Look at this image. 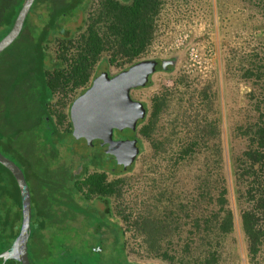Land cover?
I'll return each instance as SVG.
<instances>
[{"label":"rangeland","instance_id":"obj_1","mask_svg":"<svg viewBox=\"0 0 264 264\" xmlns=\"http://www.w3.org/2000/svg\"><path fill=\"white\" fill-rule=\"evenodd\" d=\"M97 9L98 0H88L84 12L76 11L70 15L69 19L62 21L63 26L72 30L81 23L83 16L88 17ZM263 16L264 0H161L155 16L153 39L140 59L174 58L175 61L169 70L159 68L151 74L150 82L134 88L132 96L149 105L152 96L167 92L166 107L151 135L165 143L161 149L155 150L148 139L143 140V146L131 165L111 176H121L123 182L120 195L110 198L119 221L122 214L129 213L131 219L138 215H167L171 230L161 244L169 249L174 259L155 256L146 247L141 234L126 230L124 242L128 259L145 264H207L204 261L207 252L215 248L218 253L216 264H250L239 224L230 156L231 151L238 152L243 148V139L232 133L234 127L246 119V96L251 88V83L242 76V65L246 62L244 56L246 58L250 51L264 49ZM34 17L35 21L41 22V17ZM57 48V41L49 42L51 52L56 53ZM117 70V66L108 67L111 74ZM72 91L66 98L54 94L50 105L66 111L69 100L77 93ZM204 91L208 97L204 96ZM61 101H65L62 106ZM208 121L218 129V134L208 136L199 143L201 145L194 147L190 155L179 157L180 148L192 139L194 129L197 126L198 129L204 128L203 123ZM66 122L64 118L61 125L65 127ZM60 133L65 143L59 147L60 155L70 156L76 160V165L81 163L82 154L87 153L84 159L92 161L93 153L99 150L67 132ZM57 138V135L48 139L46 135L41 136V140L52 147ZM17 142L13 141L11 146H16ZM217 142L219 150L216 151ZM22 143L26 152L29 144L25 140ZM8 153L13 154L11 148ZM218 157L222 160L219 164L222 168L217 167ZM88 169L93 166L89 165ZM218 170L226 178L234 225L229 235L215 239L211 238L212 232L204 233L194 226L197 205L193 200L185 202L197 191L203 175L214 177ZM64 176L67 180L61 183L67 185L69 176ZM97 204L102 206L99 201ZM172 209L175 214L170 212ZM84 216L87 221L80 227H52L51 230L56 231L51 234L55 235L52 244L58 251L57 264H97L93 260L96 254L89 252L88 245L99 246L100 238L95 236L97 234L91 227V232L86 231L85 227L93 228L94 224L90 225V217L85 213ZM112 240L111 236L109 242ZM62 249L66 254L60 251ZM114 255L117 256L104 254L100 264H113Z\"/></svg>","mask_w":264,"mask_h":264},{"label":"trees","instance_id":"obj_2","mask_svg":"<svg viewBox=\"0 0 264 264\" xmlns=\"http://www.w3.org/2000/svg\"><path fill=\"white\" fill-rule=\"evenodd\" d=\"M22 1L0 0V39L10 29ZM87 3L88 0H34L31 10L38 11L42 7L54 11V16L40 18L42 20L39 22L29 14L16 39L0 52V139H7L10 146L13 141L23 139L29 148L42 135H46L47 139L57 135V140L63 141L56 126L53 131L47 126L48 122L50 124L53 121L48 105L55 85H70L69 89L75 90L88 85L101 66L107 71L110 65L117 66L118 70L124 69L139 60L152 41L155 16L161 0H99L96 12L88 17L83 16L81 23L74 29L64 27L62 21L69 19L76 11L84 12ZM51 41L58 42L56 53L48 49ZM245 59L242 76L251 83L246 96L247 115L232 131L234 136L242 138L244 142L238 152L231 151L230 163L239 206V224L249 262L264 264V49L250 51L246 58L244 56ZM166 94H155L149 105L143 102L146 115L138 120L134 129L139 149L145 139L150 141L155 150L161 149L165 143L151 135L166 107ZM203 94L209 96L205 91ZM65 116L64 111L59 112L57 121L62 122ZM197 127L192 139L180 148L179 157L190 155L196 145H201L199 143L207 140L208 136L218 134V129L210 121L203 123L204 128ZM218 145L217 142L216 151L219 150ZM104 158L99 150L93 153L92 161L85 160L83 156L78 164L83 167L71 165L67 170L74 172L78 169L79 172L89 173L70 174L67 185L58 183L56 187L83 189L81 193L87 201L78 209L90 217L88 221L91 223H88L94 224L99 234L113 237L108 247L119 253L120 264H145L127 258L124 242L126 230L141 234L146 247L155 256L173 260V254L161 244L171 230L167 215H138L131 219L129 213L122 214L120 221L116 219L110 197L120 195L123 177L107 180ZM221 162L218 157V168H222L219 165ZM89 165L93 169H88ZM92 197L97 200L92 201ZM191 200L197 205L193 223L198 230L212 232L211 238L215 239L231 233L234 215L229 206L226 178L221 171L218 170L214 177L203 175L197 191L185 203ZM96 201L102 206L99 207ZM72 203L77 204L74 200ZM170 212L176 213L173 209ZM103 226L106 229L101 231ZM40 228L31 226V236ZM8 229L13 237L19 227ZM217 254V249H209L204 258L205 263L216 264Z\"/></svg>","mask_w":264,"mask_h":264},{"label":"flooded vegetation","instance_id":"obj_3","mask_svg":"<svg viewBox=\"0 0 264 264\" xmlns=\"http://www.w3.org/2000/svg\"><path fill=\"white\" fill-rule=\"evenodd\" d=\"M22 3L17 8L14 17H16L17 12L20 9ZM32 7L33 3L26 17L29 14H31V16L33 17L34 15H36V17L39 18H51L54 16V11H49L47 9H43L42 11H33L31 10ZM54 62H57L58 64L61 63V61H53V63ZM60 70H62V68H60ZM93 77L94 76H92L88 85H82L75 89L77 91L75 97L82 93L91 84ZM69 88L70 85L63 87L61 86V84H57L53 88L52 94H59L61 97L66 98L68 93L72 91V89ZM133 89L134 88L130 90V95L132 98H134L132 96ZM52 98L49 101L48 112L53 115V112L55 111L56 115L53 116V124H49L48 122L47 126L49 128H52V131L53 128L55 129L56 126L59 133L60 131H63L64 133L67 132L69 135H73L69 111L70 105L74 98L69 100V104L66 108V111H64L62 107L60 110H58L59 108L56 109L52 107L50 105ZM63 102L65 101H61V106ZM61 111H64L66 115L65 120L67 121V125H65V127L61 125V122L57 121L58 113ZM2 134H4L3 131ZM112 137L113 139L134 138V130L130 128H124L123 130L114 129ZM77 139H81L82 141H84L85 144H87L86 140L83 137H79ZM22 140L23 139H18L19 142H17L16 146H10V143L7 139H0V152L4 156L12 159L22 170L24 178L28 184L30 193V227H41L39 230L35 231L32 236L30 233L27 243L28 259L30 261V264H57L55 258L58 254V251H55V245L52 244L54 242L55 235L51 234H56V231H53L51 229L54 226H64L65 228H68L80 227L82 224H84L87 219L84 216V213L81 212L78 208L82 206L84 202L86 203L87 200L85 199L86 197L81 193L83 189L81 190V188L79 187L69 188L67 186L64 188H57L56 184H60L62 180L65 181L67 179V177L64 176L65 174L67 176H69L70 174L73 175L79 173L82 175L87 174L89 172H79L78 169L74 170V172H69L67 170L71 165L77 168L80 166L83 167V165H76V160L71 159L70 156L67 157L66 155H60L59 147L65 146V143L63 141L57 140L53 142L52 147L48 144V142H45L44 140H41V138H39L35 140L34 143L29 148H27L25 152V147L22 143ZM92 146L97 147L105 157L104 159L106 160V164L104 165V167H106L107 169L105 171L106 179L109 181L114 179L115 177L111 176H115V173L120 170L119 164L117 163L115 157L112 154L104 152L97 143ZM10 148L13 154L8 153V150H10ZM83 156L84 155L82 154V157ZM80 181L81 180H79V182ZM58 198L59 201H57ZM72 200L76 201L77 204L73 205ZM91 200L95 201L97 199H95V197H92ZM20 225L21 197L19 187L11 171L5 165L0 163V253L10 247L14 237L16 236L15 235L11 237L8 228L20 227ZM89 227H91V229H93V232L97 234L95 236L100 238V240L98 241L100 243L99 246H97L96 244L88 245L90 249L89 252H91V254H96V257H94L93 260H95L97 264H100V262L104 259V254L109 253L110 256H112V254H116L117 256L114 255V257H112L111 262H113V264H120L119 253L116 251H111L108 247L110 243L109 239L111 238V236H106L104 233L99 234V230H95V227L92 228V226H88L87 228L85 227L86 231H92L91 229H89ZM102 230L104 229L101 228V231ZM105 242L109 243L105 245ZM33 248L35 251L33 250ZM103 250L107 252H104ZM60 251L66 254L64 252V249ZM1 262L2 257L0 256V263ZM2 264L22 263L19 260L6 259L2 262Z\"/></svg>","mask_w":264,"mask_h":264},{"label":"water","instance_id":"obj_4","mask_svg":"<svg viewBox=\"0 0 264 264\" xmlns=\"http://www.w3.org/2000/svg\"><path fill=\"white\" fill-rule=\"evenodd\" d=\"M33 1L23 0L10 29L0 39V52L19 35ZM174 61V58H142L113 74L107 68L99 67L91 84L70 105L72 134L77 138L83 137L87 144H99L104 152L115 157L120 170L126 169L139 152L137 138L113 139V130H134L138 120L146 115L144 103L132 98L130 90L146 85L151 74L159 68L167 70ZM0 163L13 174L21 197V225L10 247L2 251L0 256L2 262L15 259L22 264H30L27 251L31 231L29 187L20 167L1 152Z\"/></svg>","mask_w":264,"mask_h":264}]
</instances>
